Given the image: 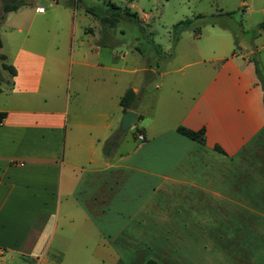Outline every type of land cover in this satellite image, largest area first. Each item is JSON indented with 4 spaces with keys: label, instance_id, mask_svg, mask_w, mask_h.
<instances>
[{
    "label": "crops",
    "instance_id": "obj_1",
    "mask_svg": "<svg viewBox=\"0 0 264 264\" xmlns=\"http://www.w3.org/2000/svg\"><path fill=\"white\" fill-rule=\"evenodd\" d=\"M212 31L178 64V50L151 66L137 46L117 56L102 25L86 29L94 45L71 32L53 56L0 54L16 71L0 76V263L264 264V93L250 52ZM128 90L127 111L149 121L129 136Z\"/></svg>",
    "mask_w": 264,
    "mask_h": 264
},
{
    "label": "rangeland",
    "instance_id": "obj_2",
    "mask_svg": "<svg viewBox=\"0 0 264 264\" xmlns=\"http://www.w3.org/2000/svg\"><path fill=\"white\" fill-rule=\"evenodd\" d=\"M53 1L56 4L50 5ZM110 1L122 10L127 9L137 18L148 17L145 22L120 20L113 28L109 29L111 40L114 41L111 48L116 51L117 56H122L125 50L137 46L151 66L153 60L158 59L157 64H163V61L171 60V56L174 53L177 54L178 50L180 54L174 60L178 64L180 57L183 56L181 53L185 49L188 50V48L194 46H198L200 49L208 48L209 43L213 40L211 32H209L212 30L208 25H202L201 20H195V26H200L198 35L192 29L186 30L181 34L179 40L173 44L169 33L172 26L187 18L195 19L197 16L220 15L216 17L218 25L220 24V26L227 29L213 30L212 32L215 31V33L224 37L222 41L227 42L229 52L238 53L240 49L236 48L233 35V30L238 29L239 47L242 48V52L255 54L249 55V58L255 56L260 66L264 68V49L258 54L254 52L257 48H260L264 41V32L256 30L258 24L264 21V14L258 11L260 8L258 0H254L255 2L253 7H250V11L243 4L244 0ZM104 2L106 3V0ZM104 2L102 0H0V40L2 43L0 54L6 57L5 62L7 64H11L10 62L18 49L40 47L45 50L48 48V55L53 56L55 48L68 49L71 43V32L74 35L72 41L75 46L79 41H84V45H91L93 40L87 36L86 29L88 27L100 28L101 24L96 20V17L86 13L85 10L95 7L97 13L101 14L106 9L107 3L104 4ZM11 3H22V6L15 11L4 13L3 6ZM226 14H232V16ZM17 29L23 31L19 33ZM66 56H68V53ZM4 73L6 72L0 67V76ZM65 81L67 83L66 78ZM71 90L73 88L70 84L69 91L71 92ZM145 122L149 123V121L143 120L135 126L142 128ZM124 133L129 136L132 132L127 130ZM257 173L260 172L254 174ZM255 188L264 189V182H256ZM0 264L24 263L17 260L11 262L5 257L4 262Z\"/></svg>",
    "mask_w": 264,
    "mask_h": 264
},
{
    "label": "trees",
    "instance_id": "obj_3",
    "mask_svg": "<svg viewBox=\"0 0 264 264\" xmlns=\"http://www.w3.org/2000/svg\"><path fill=\"white\" fill-rule=\"evenodd\" d=\"M20 6H22V3L6 4L3 6L2 10L4 13H7L10 11L17 10ZM85 11H86V13L92 14L94 17H96L99 20L102 27L107 28V29L113 28L118 22H120V20H126L128 22H139L137 17L134 14L130 13L127 9L122 10L119 6H116L112 3L106 4V9L101 14L97 13V9L95 7L87 8ZM226 15L230 16V17L232 16V14H226ZM218 16H220V15L211 16V17L197 16V17H195V19L187 18V19H184L182 21H179L178 23H176L175 25L172 26L171 31L169 32L171 35L172 43L175 44L177 42V40L179 39V37L181 36V34L186 30L192 29L195 33H198L200 31V26H195V20H201L202 25L216 26V25H218V21L216 18ZM256 30L261 31V32L264 31V21L258 24ZM238 32H239L238 29L233 30L235 46H236V48L240 49L239 40H238ZM0 47H1V41H0ZM251 54H253V53L251 52ZM253 55H255V54H253ZM249 59L254 64L256 77H257L258 82L261 85L263 93H264V68H262L260 66V63L255 56L252 58H249ZM4 60H5L4 56L0 55V67H1V69L3 71H6L11 77H14L16 75V71H15L14 67L4 63ZM146 79H147V77H146ZM136 100H137V97L135 96V94L131 90H128L119 99V105L122 107L123 111H127L132 106L135 107ZM5 116H6L5 113L0 112V125L3 121V119L5 118ZM139 120H140V117H139ZM176 132L178 134L185 136V137H187L193 141H196L200 144H202L204 141L203 130L191 131V130H188L184 127H177ZM120 135H122V133L120 131H118L117 136H120ZM116 143H117V141L114 138L110 141L109 144L104 146L105 156L108 155L111 146L115 145ZM216 150L221 152V150H219L218 148H216ZM145 264H158V263H156L154 261H147Z\"/></svg>",
    "mask_w": 264,
    "mask_h": 264
},
{
    "label": "water",
    "instance_id": "obj_4",
    "mask_svg": "<svg viewBox=\"0 0 264 264\" xmlns=\"http://www.w3.org/2000/svg\"><path fill=\"white\" fill-rule=\"evenodd\" d=\"M138 120V115L132 111H125L120 120L119 130L124 133L132 128Z\"/></svg>",
    "mask_w": 264,
    "mask_h": 264
},
{
    "label": "built area",
    "instance_id": "obj_5",
    "mask_svg": "<svg viewBox=\"0 0 264 264\" xmlns=\"http://www.w3.org/2000/svg\"><path fill=\"white\" fill-rule=\"evenodd\" d=\"M54 3H55V1H53L51 4H54ZM136 137H137V139L139 141H143L144 140V137H143V135L141 133H138Z\"/></svg>",
    "mask_w": 264,
    "mask_h": 264
}]
</instances>
